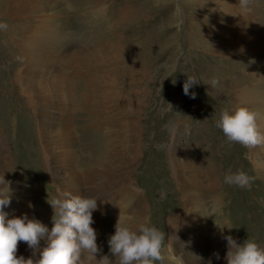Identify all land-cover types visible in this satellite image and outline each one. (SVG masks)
I'll use <instances>...</instances> for the list:
<instances>
[{
  "label": "bare ground",
  "instance_id": "1",
  "mask_svg": "<svg viewBox=\"0 0 264 264\" xmlns=\"http://www.w3.org/2000/svg\"><path fill=\"white\" fill-rule=\"evenodd\" d=\"M40 1L43 0H29L30 4L28 2L16 3L14 6L7 8L8 10L6 9L8 11L7 15L14 19L18 16L27 15L28 12H32L33 8L36 9L37 3L40 4ZM86 1L90 6L94 3L104 5V0ZM164 1L166 2V0ZM171 1L174 3L176 0ZM181 1L183 5L179 10L182 9L186 21L183 31H186V25H194L195 34L198 38L202 37L204 32L206 35L207 33L210 34L209 37L205 35L206 39L213 41L207 49V53L210 51V54L214 55L217 52L224 53V50L231 52L233 50L234 53L240 50L246 53L250 51L252 55H246L247 59H251L256 65L257 63L264 64V40L256 35L255 29H251L259 14L256 16L253 9L247 10L248 8H244L243 3L245 0ZM117 3L115 2L113 5ZM254 3L255 9L261 7L263 10L264 0H254ZM128 7L131 6L124 2V5L118 6L117 11L125 13ZM100 9L103 10L99 7L98 10ZM261 14L264 16V11ZM29 27V24L23 25V28L27 30V34H29ZM41 32L37 38L39 42L43 36ZM43 40L45 41L43 38L41 42ZM145 42L144 38L140 40V55L137 57H142L147 53L146 50H143ZM52 45L55 44L52 43ZM61 50L65 53V48ZM94 51H91V53ZM256 52L261 55H256ZM109 53L114 55H109ZM115 53L116 48L112 44H108L102 48L101 52L99 51V55H94V59L93 56L88 58L91 54L87 57H84L85 55H47L43 52L38 53V55H26V64L18 59L22 66L17 68L19 70L11 78L14 84L17 83L21 87V97H23L25 104L32 112L42 152L40 167L46 172L49 183L57 190L56 193L52 194V197H59L67 191L74 195L96 198L97 210L92 214L95 221L92 227L97 232V244L99 243L98 246L101 249L97 259L104 255L114 259L108 249L109 246L106 247L103 243L104 240L100 238L101 233L104 232L103 228L109 222V218L113 217L108 215L106 209L116 213L114 215H117V220L119 219L121 223L130 227H135L141 222H148L147 211L149 205L147 197L132 177V173L135 171L134 167L141 154L138 118L143 104L139 81L145 72L142 70L143 66L135 61L126 63V73L120 72L123 65L119 63L118 56ZM218 56L219 58L215 64H222V67H218L223 71L220 73L213 66L204 71L202 76L204 87L213 92L216 91L217 94H226L225 97L233 93L234 101L230 102L231 108L243 106L255 112L257 123L261 131H264V74L252 67H250L251 70L248 67L245 70L243 69V74H236L234 69L240 64L236 63L234 68L227 67L224 63L227 55ZM93 60L94 73H91L88 69L92 66ZM58 62L63 64L58 66ZM50 66L55 69V71L53 70L55 74L51 72L53 68H50ZM107 66H110L112 72L108 76L103 74ZM66 67L69 68V71L64 70ZM70 70H73V72H70ZM75 74L87 77L89 83L92 80L94 81V91L92 94L86 93L84 102L86 107L83 106L82 111L80 106H75L74 96L72 97L71 93L68 92L71 89L65 91L62 86L63 83L71 82ZM118 76H121V80L118 79ZM214 77L218 79L219 83L215 88H211L210 82ZM127 81L130 82V86H126ZM78 111L89 113L90 117L86 121H88L90 132L92 130L103 131V139L93 138V134L87 133L85 135L87 139L84 142L81 139V144L76 146V141L78 142L79 139H77L78 135H75L73 126L74 116L80 114L76 113ZM171 111L170 108L168 114ZM184 125V122H179V126L172 133V143L174 144L171 143L170 149L172 151L169 157L173 174H175L177 177L175 179L178 181V185L175 186L179 187L178 196L181 200V210L175 215L174 220H170L168 224V246L161 254L165 257V264H209V261H211V264H227L225 256L228 248L224 237L228 235L233 237V233L226 227L224 218L220 217L222 213L217 215L218 218L216 219H219V225L215 227V230L212 227L209 228L208 225L211 223H208V219L210 216L206 215V213L211 214L212 211L221 210L220 207L224 201L222 191L224 177L217 171L216 165L211 163L212 160L206 149L200 151V153L203 152L202 155L199 153V155L194 156L192 151L196 146L194 148L181 147L182 141L180 138L183 132L179 129H182ZM22 134L24 133L22 132ZM6 137V134L3 132L2 135L0 130V176H4V179L10 182L13 192L11 205L5 211L10 213V217L13 214L16 216L27 214L31 219L35 214L33 206L35 199L33 197L29 198L30 188L25 178L21 181L22 175L19 171L21 169H18L11 148L8 146L7 151L4 150L2 141L5 140L8 143ZM233 145L238 146L236 143H229L225 136H222L219 141V149H223L221 153L223 165L232 168V170L236 169L237 159L235 156L231 157V154L228 155L227 151L232 150ZM237 148H235L234 153L237 151L238 154ZM77 149L81 150L83 154H78ZM246 161L249 166L251 165L253 171L255 169L260 176L259 178L263 180L264 146L247 147ZM228 162L229 165H227ZM206 194L210 195L207 197ZM29 204L33 207L30 208ZM38 219L42 220V223L47 226L52 224L51 219L49 221L45 216ZM97 228L99 229L97 230ZM210 230H213V233ZM44 246L46 245L43 241L40 243V247L43 248ZM217 254L219 259L216 258ZM17 256H23L25 259L32 258L34 261L39 259V254L33 255V250L22 241L18 243Z\"/></svg>",
  "mask_w": 264,
  "mask_h": 264
},
{
  "label": "rangeland",
  "instance_id": "2",
  "mask_svg": "<svg viewBox=\"0 0 264 264\" xmlns=\"http://www.w3.org/2000/svg\"><path fill=\"white\" fill-rule=\"evenodd\" d=\"M85 1L43 0L40 1V4L37 3L36 9L33 8L32 12L14 19L7 15V8L19 2L30 4L29 0H0V23L7 24L6 30L0 29V130L1 134L3 135L4 132L6 138H8V143L2 139L4 150L7 151L8 146L11 148L18 169H21L19 170L22 175L21 181L25 178L30 188L29 198L33 197L35 199L33 204L35 214H33V217L38 219L45 216L50 221L53 210L47 200L52 199V194L56 193L57 190L49 183L46 172L40 167L42 152L36 124L31 110L21 97V87L17 83L14 84L11 78L19 70L17 68L22 66L20 61L26 64V55H38V53L43 52L47 55H85L84 57H87L91 54L88 58L93 56L94 59V55H99V51L101 52L105 45L112 44L116 48L115 55L118 56L119 63L123 65L120 72L126 73L125 65L129 61L141 64L143 66L142 70L145 72V78L143 76L139 81L143 104L138 118L141 154L134 167L135 171H133L132 177L147 197L149 205L147 211L148 223L154 224L153 226L157 227L165 236L162 251H165L166 246H168V224L170 220H174L175 215L181 210V200L178 196L179 187H176L178 181L175 179L177 177L173 174V167L169 161L170 152L172 151L170 149L172 133L181 121L185 124L182 129H179L183 132L180 138L182 148L188 146L194 148L196 146L192 151L194 156L199 155L201 150L205 151L206 149L213 161L211 163L216 165V169L222 177L230 170L236 172L238 169H242L252 178L249 189L223 184L224 201L220 207L221 210L212 211L208 219V223H211L208 225L209 228L212 227L215 230V227L219 225V219H216L218 218L217 215L222 213L220 217L224 218L226 226L231 227L230 232L233 233V238L238 243H243L244 240L249 239L264 247V179H260L255 169L253 171L251 165L249 166L246 163L247 147L238 144V146L233 145L232 150L227 151L228 155L231 154V157L235 156L237 159L236 169L234 170L223 165L221 158L223 149H219V141L224 134L216 127V120L219 118L218 114L222 109H232L230 102L234 101L233 93L226 97V94H217L216 91L213 92L204 87L202 80L203 72L211 66L222 73L223 70L218 67H222V64H215L219 58L218 55H227L224 61L227 67L234 68L236 63L240 64L234 69L236 74H243L247 67L250 70L252 68L256 71L259 70L264 74V64L257 63L256 65L251 59H247L246 55H252L250 51L247 52L248 54L243 50L236 51L239 54L234 53L233 50L232 52L224 50V53L217 52L214 55L210 54V51L207 53L206 51L213 41L205 38V32L202 37L198 38L195 34L194 25H186V31H183L186 21L182 9L179 10L183 5L181 0H176L174 3L171 0H166L167 3L164 0H104L105 6L98 5V3L90 6L87 1L85 4ZM115 2L118 3L113 5ZM124 2L131 7H128L125 13H120L117 11L118 6L124 5ZM177 4L179 7H175ZM243 4L244 8H248L247 10L253 9L256 16L259 14V18L257 17L251 29H255L256 35L264 40V16L261 14L264 8L263 10L261 7L255 9L254 0H245ZM98 6L103 10H98ZM21 24L30 25L29 34ZM48 31L50 32L48 33ZM40 32L43 33L41 40L44 38L45 41L41 42L40 40L39 42L37 40ZM206 36L209 37L210 34L207 33ZM143 38L146 41L143 50H146L147 53L142 57H137L140 55V40H143ZM43 42L44 44H42ZM52 43L55 45H52ZM63 47L65 53L61 50L64 49ZM91 51L94 52L91 53ZM109 55L114 54L109 53ZM256 55L261 54L256 52ZM59 64L61 63L58 62L57 65L59 66ZM93 64L94 60L91 65L93 66ZM92 66L88 70L94 73V66ZM50 68L53 67L50 66ZM53 70L55 71L53 68L51 72L54 73ZM64 70L69 71V68L66 67ZM70 72H73V70H70ZM103 74L107 76L112 74L110 66L106 67ZM121 76H118V79L121 80ZM187 76L194 77L198 83L189 89V95H185L183 92V84L187 80ZM88 81L87 77L75 74L71 82L62 85L65 91L71 89L68 92L71 93L72 97L74 96L75 106H80L81 111L83 106L86 107L84 103L86 93L92 94L94 91V81L92 80L90 83ZM130 85V82L127 81L126 86ZM193 93L195 94L194 99L192 98ZM170 108L172 111L168 114ZM89 117L90 115L87 112L74 116L73 130L75 135H78L77 139H79L78 142L76 141V146L87 139L85 136L87 133L93 134V138L103 139V131L92 130L90 132L88 121H86ZM22 132L24 134L21 135ZM82 136H85V139ZM224 142L226 141L224 140ZM235 148H237L238 154L237 151L234 153ZM77 153L83 154L78 149ZM202 153L200 154L202 155ZM156 161L157 163H155ZM227 165H229V162ZM161 190H166L163 199L160 195ZM209 195L206 194L207 197ZM106 211L109 216H113L109 218V222L103 228L104 232L100 235L107 247L108 239L115 231L114 226L117 222V215H114L116 213H112L110 209H106ZM40 221L42 222V220ZM48 227L50 229L52 224H48ZM212 231L210 230V232ZM164 261L165 257H163L162 262H155V264H165Z\"/></svg>",
  "mask_w": 264,
  "mask_h": 264
},
{
  "label": "clouds",
  "instance_id": "3",
  "mask_svg": "<svg viewBox=\"0 0 264 264\" xmlns=\"http://www.w3.org/2000/svg\"><path fill=\"white\" fill-rule=\"evenodd\" d=\"M0 29H7V24L0 23ZM219 81L213 78L211 88ZM198 84L194 77L187 76L183 84V92L189 95V89ZM195 98V94H192ZM170 105V104H169ZM216 127L219 128L229 143L245 147L264 146V131L257 123V114L247 107L224 108L219 112ZM252 178L242 169L231 170L225 174L224 183L240 188L251 186ZM161 198L166 190H161ZM13 192L10 182L0 176V264H155L162 262V243L165 239L159 229L148 222H141L130 227L117 220L115 232L108 239L111 256L104 255L97 259L101 249L97 244V232L93 212L97 210L96 198L74 195L63 192L59 197L48 199L53 215L52 227L27 214L11 215L5 211L10 207ZM33 207L31 204L28 205ZM206 215H211L206 213ZM231 229V227L226 226ZM227 241V264H264V247L253 240L246 239L238 243L231 235L225 236ZM25 242L33 255L39 259H25L17 256L18 243ZM44 241L43 248L40 242ZM217 259L219 256L217 254ZM211 264V261H209Z\"/></svg>",
  "mask_w": 264,
  "mask_h": 264
}]
</instances>
